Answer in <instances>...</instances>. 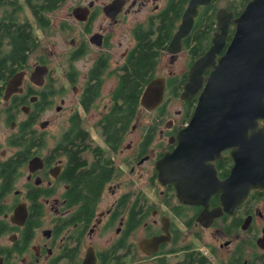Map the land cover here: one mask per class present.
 Returning a JSON list of instances; mask_svg holds the SVG:
<instances>
[{"label":"flooded vegetation","instance_id":"flooded-vegetation-1","mask_svg":"<svg viewBox=\"0 0 264 264\" xmlns=\"http://www.w3.org/2000/svg\"><path fill=\"white\" fill-rule=\"evenodd\" d=\"M248 1L0 0V58L11 56L10 28L34 44L0 80V264H264V187L231 208L209 192L231 175L236 147L259 157L255 105L240 127L211 114L201 201L182 199L185 181H163L157 169L190 126ZM148 34L159 43L153 65L136 102L125 101L118 94ZM193 75L201 86L183 98ZM162 79L164 100L149 109L143 96Z\"/></svg>","mask_w":264,"mask_h":264},{"label":"water","instance_id":"water-1","mask_svg":"<svg viewBox=\"0 0 264 264\" xmlns=\"http://www.w3.org/2000/svg\"><path fill=\"white\" fill-rule=\"evenodd\" d=\"M194 4V0H193ZM198 9H189L185 15V22L192 21ZM237 34L229 47L227 54L213 64V71L207 78V86L201 92L193 114L190 126L181 132L179 146L158 163L159 177L163 181L180 182L179 195L186 200L204 199L200 190H205L196 182L200 180L199 157L208 156V125L211 114L218 113L231 120L230 125L240 127L242 120L251 119L253 105L256 107L255 117L264 119V0H249L244 12L236 19ZM190 27V26H189ZM183 26L180 38L188 31ZM180 45V44H179ZM210 60L201 59L193 68L204 66ZM45 69V67H44ZM16 78L11 81L15 84ZM158 81V80H157ZM154 81L147 88L143 96V104L149 109L162 103L166 83L162 79L158 86ZM202 80L199 76H192L187 84L183 98L196 95ZM242 125V124H241ZM231 137L240 138L237 129L231 130ZM245 149L247 145L244 146ZM259 157H248L242 154V146L235 148L236 166L231 175L220 186L211 188L209 192H222L225 207L238 206L248 196L254 187H264V127L261 128ZM260 158V159H259ZM257 159V160H256ZM206 181H210L209 178ZM217 181V180H216Z\"/></svg>","mask_w":264,"mask_h":264},{"label":"trees","instance_id":"trees-1","mask_svg":"<svg viewBox=\"0 0 264 264\" xmlns=\"http://www.w3.org/2000/svg\"><path fill=\"white\" fill-rule=\"evenodd\" d=\"M12 34L9 30V38L12 40L13 49L10 51L11 56L0 58V80L4 77L2 75L6 68L8 61H20L21 64L24 63V58L27 50H29L33 43H31L30 36L32 34L20 26H16V28H10ZM167 30H164L166 32ZM8 31H5L4 34H7ZM143 41H148L139 46V52L137 56L132 60V71L130 75H127L125 80H123L122 90L118 95L125 98V101L130 99L131 102H136V95L138 94L139 86L144 84L145 74L153 65V56H154V48L156 45L159 46V43H151L150 35H146ZM157 43V44H156ZM149 45H154L149 47ZM33 48V47H32ZM127 96V97H126Z\"/></svg>","mask_w":264,"mask_h":264},{"label":"rangeland","instance_id":"rangeland-1","mask_svg":"<svg viewBox=\"0 0 264 264\" xmlns=\"http://www.w3.org/2000/svg\"><path fill=\"white\" fill-rule=\"evenodd\" d=\"M62 14V16H64L65 15V10H64V12L63 13H61ZM56 19H58V18H55V21H56ZM57 23V22H56ZM53 34H54V37L56 36L57 37V35L58 36H61L59 33H58V31H57V29H56V26L54 25V27H53ZM62 42V41H61ZM60 43H58L57 42V44H56V46H53V50H55V51H57V49H58V47H60ZM106 91V90H105ZM108 101V100H107ZM145 180H147V178H143V181H145ZM137 185H139V186H141L139 183H137ZM133 190H137L135 187H133Z\"/></svg>","mask_w":264,"mask_h":264}]
</instances>
